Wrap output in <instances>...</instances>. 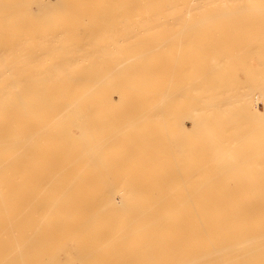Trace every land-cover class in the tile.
Masks as SVG:
<instances>
[{
    "label": "bare ground",
    "instance_id": "obj_1",
    "mask_svg": "<svg viewBox=\"0 0 264 264\" xmlns=\"http://www.w3.org/2000/svg\"><path fill=\"white\" fill-rule=\"evenodd\" d=\"M235 9L264 0H0V264H264Z\"/></svg>",
    "mask_w": 264,
    "mask_h": 264
},
{
    "label": "rangeland",
    "instance_id": "obj_2",
    "mask_svg": "<svg viewBox=\"0 0 264 264\" xmlns=\"http://www.w3.org/2000/svg\"><path fill=\"white\" fill-rule=\"evenodd\" d=\"M204 10H199L203 12ZM251 13L253 14L252 20H247L241 14ZM257 14V16H255ZM232 16L228 18H222L220 20H213L214 24H227L232 25V34L234 43L231 46H227L226 49L229 50V53L232 56L230 63L225 65L230 68L231 71L237 72L240 78L246 77L247 69H250L248 74V79L252 76L253 73H263L264 74V10H233L231 12ZM253 35V36H250ZM241 39H247L248 42L241 41ZM250 52V53H249ZM196 53V52H190ZM242 55V58L237 61V56ZM246 79V78H245ZM239 85H244V82L241 81ZM259 110L262 113L264 118V104L262 101H259Z\"/></svg>",
    "mask_w": 264,
    "mask_h": 264
}]
</instances>
